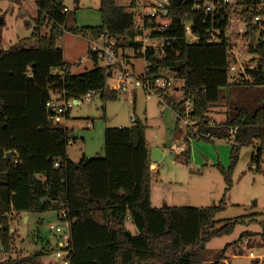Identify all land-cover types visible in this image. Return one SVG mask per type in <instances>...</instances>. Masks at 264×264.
<instances>
[{
  "label": "trees",
  "instance_id": "obj_1",
  "mask_svg": "<svg viewBox=\"0 0 264 264\" xmlns=\"http://www.w3.org/2000/svg\"><path fill=\"white\" fill-rule=\"evenodd\" d=\"M35 5L31 38L36 47L0 49V264H41L40 259L56 248V237L53 245L38 237V243L30 244L32 250L23 254L15 247L16 231H10L12 221L20 223L23 214L48 210L55 211L58 219L66 210V217L59 220L69 221V264H225L224 254L232 244L225 245L211 262H204L203 255L210 240L246 223V217L216 220L215 216L225 204L241 147L256 149L250 159L256 168L264 154V56L260 69L250 72L251 79L238 86V100L224 120L212 122L209 107L228 85L225 49L202 41L187 44L180 22L197 21V16L186 0L169 8L171 27L166 35L176 39L163 59L156 60L151 52L145 59L152 62L149 72L155 76L172 71L183 81V98L170 102L166 88L158 92L165 94L176 117L186 115L195 122V130L187 129L188 138L227 140L230 131H236L228 168L217 164L226 185L218 204L153 207L146 127L135 118L133 106L130 127L104 129L103 155L83 157L77 163L67 156L69 131L52 123L45 107L50 99H80L88 91L98 92L103 102L117 98L118 91L106 86L111 67L98 66L97 56L88 50L94 67L71 74L56 40L63 31H73L83 38L104 35L120 42L127 38L132 14L117 0H99V26L67 29L63 0H36ZM127 45L131 47L132 42ZM8 152H13L10 158ZM253 235L264 242V225L259 233L242 232L237 242ZM37 244L40 248L35 250Z\"/></svg>",
  "mask_w": 264,
  "mask_h": 264
},
{
  "label": "rangeland",
  "instance_id": "obj_2",
  "mask_svg": "<svg viewBox=\"0 0 264 264\" xmlns=\"http://www.w3.org/2000/svg\"><path fill=\"white\" fill-rule=\"evenodd\" d=\"M35 2L36 0H0V49L6 50L12 45H20L23 48L36 47V40L31 38L37 12ZM63 3L68 9L67 29L100 25L99 0H63ZM46 31L44 28L43 33ZM127 37L129 40L123 43L139 39V35L132 31H128ZM56 46L61 49L63 61L69 65L71 74H81L94 67V61L88 56L90 44L76 32L64 31L56 40ZM126 52L124 56L130 63L131 57L127 56ZM79 60L82 63H79ZM97 65L104 66V61L98 59ZM133 66L135 74L140 75L142 59L138 58ZM162 75L169 79V87L165 90L168 100L181 101L183 81L175 77L172 71H163ZM106 86L118 91L115 100L103 102L98 92H94L88 102L74 104L68 117L56 124L69 131V157L73 161L80 160L83 154L87 158L101 157L104 129L130 127L133 106L135 118L146 127L145 143L149 160L159 167V174L151 175L150 180L152 205L206 207L218 204L226 185L217 164L228 168L231 143L222 139L190 136L181 155L170 152V145L183 144L187 128L182 120H176L174 111L165 101L160 100L161 96L155 94L146 99L144 92L133 86L125 92L120 89L114 73L107 77ZM239 92L240 87L229 83L221 88L218 101L209 107L208 118L215 123L223 120L224 111L230 110L231 105L236 103ZM190 127H195V124ZM255 152L256 149L252 146L241 147L231 173L232 185L226 193L225 204L215 216L216 220L246 217V223L236 225L229 235L210 240L203 255L204 262L217 259L227 244H232L224 254L225 263L228 264H255V260L248 255L264 253V242L256 235L237 242L242 232H258L264 225V154L256 168L250 163ZM24 217H27L25 222ZM252 217L254 220L248 222ZM22 218L20 223L12 221L11 228L16 231L15 247L22 250L23 254L32 250L33 246L30 244L38 243V237L53 245L55 234L49 225L63 226L53 210L25 213ZM127 226L131 231L134 230L130 223H127ZM39 248L40 245L37 244L35 250ZM1 258L3 256H0ZM261 258H257V261L261 259V264H264V256Z\"/></svg>",
  "mask_w": 264,
  "mask_h": 264
},
{
  "label": "built area",
  "instance_id": "obj_3",
  "mask_svg": "<svg viewBox=\"0 0 264 264\" xmlns=\"http://www.w3.org/2000/svg\"><path fill=\"white\" fill-rule=\"evenodd\" d=\"M186 1L189 3L190 11L197 16V21L182 20L180 22L184 29L185 42L196 44L202 41L210 44H222L227 61V82L231 85L240 86L250 80V72L260 69L264 56V0ZM117 3L132 14L130 31L138 34L139 39H132V46L127 47V42H123L127 41L128 37H124L120 42H117L114 37L104 35H100L96 39L88 37L86 39L90 44L89 50L97 56V59L104 61L105 67H111L110 71L114 73L121 90L127 92L133 86L140 88L146 99L159 94L160 100L166 102L165 94L159 93L158 89L169 87V79L150 73L149 67L152 62L147 61L145 55L147 52H151L156 60L163 59L166 50L175 41L174 36L166 35V31L170 30L171 27L169 8L173 4L171 0H117ZM66 10L64 9V11ZM116 44L118 45L117 51H115ZM125 52L127 56L137 58H130L131 62L129 63L124 56ZM138 58H141L143 62L140 75L135 74L133 66ZM79 63L82 61L79 60ZM93 93V91H88L80 99L67 100L62 98L46 101L45 107L50 110L49 119L54 124L59 123L69 113L74 105L73 101L78 102V104L82 101L88 102ZM176 118L182 120L187 129L195 130V127H190L195 124L194 121L189 120L186 115ZM131 120H133L132 116ZM235 131L233 129L229 133L227 141L230 143L234 142ZM183 139V144L172 145L170 152L182 153L188 139L187 131ZM54 166H59L58 162H55ZM65 217L66 210H63L59 214V219ZM61 223L63 226L49 225L56 237V248L40 259L41 264L70 263L69 221L65 220ZM10 231H14L13 228ZM0 251H3L1 244Z\"/></svg>",
  "mask_w": 264,
  "mask_h": 264
},
{
  "label": "crops",
  "instance_id": "obj_4",
  "mask_svg": "<svg viewBox=\"0 0 264 264\" xmlns=\"http://www.w3.org/2000/svg\"><path fill=\"white\" fill-rule=\"evenodd\" d=\"M227 112H228V110H226V111H224V114H225V117H226V114H227ZM224 117V118H225ZM224 120V119H223ZM223 120H221V121H223ZM118 127V126H117ZM173 145V144H172ZM172 145H170V147L172 146ZM103 155V154H102ZM181 155V154H180ZM67 156H68V158L70 159V160H72L70 157H69V155L67 154ZM83 157H85V158H87L84 154L82 155V157L80 158V160L83 158ZM80 160H77V161H73V162H75V163H77V162H79ZM256 167V166H255ZM159 167H156V164L155 163H151V165H150V173H151V175H158L159 174V169H158ZM150 202H151V205H152V197H151V187H150ZM153 207H157V206H155V205H152ZM260 232V230L258 231V232H254V233H259ZM256 237H259L258 235H256ZM244 239V238H243ZM245 242L247 241V240H244ZM227 251V250H226ZM240 251V250H239ZM239 251L237 252V253H239ZM226 253V252H225ZM236 254V253H235ZM226 256V255H225ZM233 256V255H232ZM252 260H255L254 261V263L256 264V263H258V264H261L262 263V261H261V257L262 256H264V253H261V254H257V255H253V254H249L248 255ZM257 258H261L260 259V261H257L258 259ZM224 263H225V259H224ZM225 264H228L227 262L225 263Z\"/></svg>",
  "mask_w": 264,
  "mask_h": 264
},
{
  "label": "water",
  "instance_id": "obj_5",
  "mask_svg": "<svg viewBox=\"0 0 264 264\" xmlns=\"http://www.w3.org/2000/svg\"><path fill=\"white\" fill-rule=\"evenodd\" d=\"M181 1H182V0H171L173 6H175V7L178 6V5L181 3ZM165 13H167V11H165ZM0 23H1V21H0ZM192 28H194V27H192ZM177 70H178V69H175L174 71H177ZM110 75H111V71L108 72V76H110ZM73 103H74V104H78V102H76V101H73ZM47 113H48V114L50 113V110H49V109H47ZM11 154H13V152H8V153L6 154L7 158H10ZM26 220H27V217H24V222H25ZM126 235L129 236V235H130V232H129V231H126Z\"/></svg>",
  "mask_w": 264,
  "mask_h": 264
}]
</instances>
